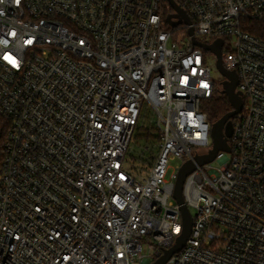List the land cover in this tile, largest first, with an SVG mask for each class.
Instances as JSON below:
<instances>
[{"label":"built area","instance_id":"obj_1","mask_svg":"<svg viewBox=\"0 0 264 264\" xmlns=\"http://www.w3.org/2000/svg\"><path fill=\"white\" fill-rule=\"evenodd\" d=\"M168 3L0 0V264L152 263L183 232L174 189L188 160L192 231L164 264H264V0H181L192 23L178 26ZM190 26L223 41L243 99L230 150L205 164L203 106L223 85ZM145 102L157 139L128 167ZM171 158L181 163L168 173Z\"/></svg>","mask_w":264,"mask_h":264},{"label":"water","instance_id":"obj_2","mask_svg":"<svg viewBox=\"0 0 264 264\" xmlns=\"http://www.w3.org/2000/svg\"><path fill=\"white\" fill-rule=\"evenodd\" d=\"M169 4L174 9V13L168 16V21L172 26H178L180 24H191L192 20L185 9L176 0H168ZM176 18V19H174ZM188 33L192 36L193 43L195 45L201 46L206 50H210L217 56V67L225 77L223 81V93H226L229 100L233 106V109L222 116L219 120L212 124L211 137L213 140V147L210 151L204 155L195 156L198 164H205L212 162L220 150H230L228 144V138L232 135L234 126L232 122V117L239 113L243 107V99L241 93L237 91L238 76L233 70H228L222 62V40L218 39L214 43L208 44L197 39L194 34V28L189 27ZM196 168V163L193 160L186 161L179 171L175 189L174 198L181 204V212L183 218V232L178 236L177 242L174 246L167 249L160 257L150 264H164L170 257L175 253L179 252L187 242L193 226V216L192 213L185 204V199L183 195L184 182L189 173H191ZM148 260H145L143 264H147Z\"/></svg>","mask_w":264,"mask_h":264},{"label":"rangeland","instance_id":"obj_3","mask_svg":"<svg viewBox=\"0 0 264 264\" xmlns=\"http://www.w3.org/2000/svg\"><path fill=\"white\" fill-rule=\"evenodd\" d=\"M183 30L178 29L175 31L174 38L177 41H181L184 39V36L182 34ZM228 45L224 47V51L227 50ZM214 76L217 79L219 87H222L221 81H223L224 76H221V72L218 69H214ZM157 122V113L156 111L147 103L142 107V111L139 117L138 124L135 128V132L133 135V139L130 143L129 151L127 153V165L128 167L131 166H139L144 160L145 156L149 154V150L146 149V146L148 144L153 143V141H150L147 137L148 133H156L154 131L147 130L150 127H153V125H156ZM151 140V139H150ZM208 150V147H201L199 149L200 152H206ZM181 163V160L179 158H171L169 160V168L168 173H173L176 171V167ZM192 213H195L194 210H192ZM143 252L148 253L149 248L147 242L143 245Z\"/></svg>","mask_w":264,"mask_h":264},{"label":"trees","instance_id":"obj_4","mask_svg":"<svg viewBox=\"0 0 264 264\" xmlns=\"http://www.w3.org/2000/svg\"><path fill=\"white\" fill-rule=\"evenodd\" d=\"M179 3L181 0H176ZM165 12L166 15L168 16L169 14L174 12V9L172 6L168 3L165 7ZM263 25L259 23H254L253 27H247L248 30L255 34L262 35L263 33L261 32ZM223 88H220L217 90L215 95H213L211 98L206 100L204 102V110L207 112L209 119L214 123L217 120H219L222 116H224L226 113H228L230 110L233 109V106L229 100V97L226 93H223ZM9 126V122L7 121L6 118L3 116H0V149H3L4 147V140H5V135L7 132ZM147 130L149 131H154L156 133H148L147 137L150 138L148 139L150 141H154L157 139V127L156 125H153V127L148 128Z\"/></svg>","mask_w":264,"mask_h":264}]
</instances>
